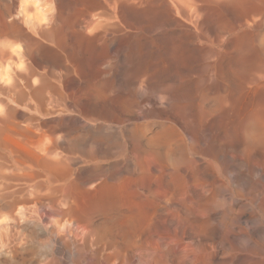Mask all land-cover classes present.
Returning a JSON list of instances; mask_svg holds the SVG:
<instances>
[{"label":"bare ground","instance_id":"1","mask_svg":"<svg viewBox=\"0 0 264 264\" xmlns=\"http://www.w3.org/2000/svg\"><path fill=\"white\" fill-rule=\"evenodd\" d=\"M19 1L22 7L27 5L29 8L30 4H34L27 0ZM49 1H46L48 6L55 5L56 8L58 1L54 5L52 3L56 0ZM64 1H72L74 7L77 4L74 0ZM34 2L42 4L41 0ZM44 5L41 8L38 6L37 11L34 6L33 11L30 8L33 15L37 12L34 16L30 15V11L27 14V7L26 15L24 9H20L25 15L20 18L26 27L18 25L13 28L12 24L10 29L7 26L11 32L7 28L8 32L5 30L4 34L11 33V45L0 29V37H6L0 41V68L4 65L10 67L6 85L11 90V101L24 109L11 104V108L8 107L11 109V127L7 126L11 129L10 136L15 140L21 136L19 140L24 142L14 141L9 136L10 140L22 146L24 143V148H19V144L15 147L12 143H4L3 139L0 142V249L15 255L25 243L17 241V237L14 238L16 235L11 234V239L4 235L14 228L21 229L23 233L25 226L33 225L31 227H40L47 234L43 236L52 238V249L55 248L56 254L61 256L53 255L40 264H200V253H163L164 250L159 253V248L163 246H160L161 240L157 239L160 243L142 242L145 239H140L141 235L146 233L148 237L151 225L159 224L162 227L158 225L160 230L153 227L160 238L167 236L181 241L188 228H210L211 231L207 230L216 240L226 238V241L230 237L242 240L246 237L253 244L259 243L258 247L254 244L256 249L249 251L264 253V229L255 233L253 228L264 224V0H88L81 2L83 7L78 8L80 12L75 8L79 14L77 19L73 16L76 12L73 13L68 4L65 10L68 12L70 9L75 19L74 29L71 27L75 31L69 28L70 34L92 35L95 38L90 40L102 41L104 45L100 47L97 42V46L105 55L102 58L105 63L127 59L129 64L134 63L132 69L128 66L131 73L125 79L136 85L134 87L140 85L136 88L139 92L136 89L134 92L145 99V103L147 100L150 102V105L143 106L136 98L140 102H137L139 107L135 105L136 101L132 102L137 111L140 108V114H135L136 108L130 106L129 110H124L123 106L118 109V105V108L115 106L117 109H111L97 105L95 100L94 103L89 101L92 104L87 102L83 112L75 114V92L81 88V83H85L86 77L79 74L84 81L76 80V68L81 63L77 62L79 65L75 67L72 52H69L71 45H66L69 33L62 31L61 24L65 14L61 12L59 15V10L57 12L54 8L58 13L55 14L50 6V9L46 6L49 13L41 14ZM16 11H13L14 14ZM1 13L2 17L6 15ZM20 14L14 16L16 21L22 20L19 19ZM5 23H2L4 28ZM73 37L70 39L73 40ZM17 41L25 43L24 50H21L23 43L18 45L20 49L14 48ZM34 46L48 49L52 64H47L50 66L44 68L42 61L38 60L40 58L36 59L32 51ZM149 62L150 65H147ZM195 76L201 78V84ZM145 82H148L149 88ZM131 84L130 87L133 86ZM199 87H202L200 96V92L197 93ZM132 90L131 87L130 92ZM85 100H82L83 103L88 101ZM7 103L4 105L7 106ZM63 113L68 115L62 116ZM38 115L50 119L42 120ZM203 125L210 128L218 125L227 133L225 138L228 139L223 143L217 142L220 139L217 138L216 142L209 143L200 130ZM105 130L113 137L117 136L113 148L104 145L108 140L97 142L98 137L96 140L92 137L93 133ZM102 134L101 137L107 138L106 133ZM237 145L242 146L241 151L246 156L239 155L241 157L235 159L231 150H235ZM123 172L158 175L160 188L146 193L150 207L139 206L137 200L135 204L123 202L126 199L123 192L106 187L108 178L110 180ZM132 183L125 185L129 188ZM73 186L80 188V199L71 195L70 188ZM83 197L94 202L93 205L85 208L84 200V207H81L78 202ZM28 233L30 235L29 230ZM172 240H169L170 244ZM31 242L28 244L34 241ZM230 252L226 258L228 262L236 255ZM35 254L31 257H36ZM211 255V264H224L222 261L225 259L218 258V253ZM43 257L40 259L37 256L40 260Z\"/></svg>","mask_w":264,"mask_h":264},{"label":"rangeland","instance_id":"2","mask_svg":"<svg viewBox=\"0 0 264 264\" xmlns=\"http://www.w3.org/2000/svg\"><path fill=\"white\" fill-rule=\"evenodd\" d=\"M15 1H16V3H15ZM0 0V13L1 12H3L4 14H6L5 16L3 15V17H2V13H1V17H0V29L1 30H3L2 31V33H3V35H5L4 33H6V29L9 27L10 29H11V25H12V27L14 26H18V25H22V26H24V27H26L25 26V24L23 23L24 21H23V19L22 18H20V17H22V16H25L26 15V13L27 14H29V11H30V15H33V13L34 12H31V10L33 11V7L32 6H34V9L37 11V7L38 6H40V7H38V8H41V7H43V6H41L42 4L44 5V3H45V5H44V8H42V12H41V14H46V13H49L48 11H49V6H48V4H47V0L46 1H44V3H43V1L41 0V5H38L37 3V5L35 4V2H34V0H25L26 2H28V3H34L33 5L32 4H30L29 6H31V7H27V5L25 6V4H24V6L25 7H22V2L21 1H19V0ZM22 1H24V0H22ZM30 1H32V2H30ZM57 1H58V4H57ZM78 0H74V2H75V4L77 3H80L81 4V2L83 3V2H87L88 0H81V1H79V2H77ZM14 2V3H13ZM20 2H21V4H20ZM50 3H52V1L50 0L49 1ZM55 2H56V4L58 5V7L61 5L60 3L62 2V7H61V9H59V8H57V5H56V8H55ZM60 2V3H59ZM12 3V4H11ZM18 3V4H17ZM68 3V2H67ZM67 3H65V1L64 0H56V1H54L52 4L54 5V7L53 6H50L51 8L53 7V12L55 13L56 12V10L58 9L59 10V15L61 14V12H62V15L63 14H65V15H63V19H62V21H61V24H62V31L64 32H67V33H69L70 31H68L69 30V28L70 29H72L74 26H72L74 23H75V19H77V17L76 16H79V14H77L78 12H80V10L81 9H78V8H80V7H83V5H80V4H78L79 5V7H78V5H77V7H76V5H75V7L73 6L74 4H73V2L71 1V2H69L68 4L70 5V9L73 11V13H75V15H73V13H72V11L71 12H69V10L70 9H68V12L66 11L67 9L66 8H68V4ZM12 6H11V5ZM15 4V9L17 10H14V7H13V5ZM47 4V5H46ZM63 4H64V6H63ZM17 5V6H16ZM21 5V6H20ZM35 5H36V7H35ZM19 6H20V8H19ZM46 6H48L47 8H49L48 10H46L47 8H46ZM29 9L27 12H26V9L27 8ZM19 8V9H18ZM24 9V13H25V15L23 14V12L21 13V10L22 9ZM26 8V9H25ZM30 8H31V10H30ZM54 8L56 9V10H54ZM72 8H74V9H72ZM77 9V11H76V9ZM13 9V10H12ZM21 9V10H20ZM66 9V10H65ZM38 10H40V9H38ZM44 10V11H43ZM58 10H57V12H58ZM61 10V11H60ZM62 10H64V11H66L65 13H64V11H62ZM16 11V13H18L17 15H19L20 13V16H19V19H22V20H17L16 21V19L17 18H15L14 16H17L16 15V13L14 14V12ZM18 11H20V12H18ZM23 11V10H22ZM41 11V10H40ZM40 11H38V16H40ZM11 12H13L12 14H11ZM55 13V14H58V13ZM8 14V15H7ZM23 14V15H22ZM13 17H12V16ZM29 15V16H30ZM34 15H37V12H36V14H34ZM33 15V16H34ZM67 15H69V17H66ZM75 16L76 18L74 19L73 18V16ZM9 16V17H8ZM72 16V17H71ZM5 17V18H4ZM18 17V16H17ZM1 18H3L4 20H5V22H4V20H1ZM12 18V19H11ZM67 18V19H66ZM73 18V19H72ZM8 21H7V20ZM11 19V20H10ZM3 21V22H2ZM10 21H11V24H10ZM15 21L18 23V24H16L15 23ZM22 21V22H21ZM67 21H69V22H67ZM21 22V23H20ZM2 23H5L6 25H5V28L3 27V24ZM23 23V24H22ZM65 23L67 24V25H65ZM68 23L71 25H68ZM8 24V25H7ZM16 24V25H15ZM2 25V26H1ZM8 26V27H7ZM2 27V28H1ZM13 27V28H14ZM72 27V28H71ZM4 28V29H3ZM8 28V29H9ZM66 28V29H65ZM68 28V29H67ZM9 29V31L11 32V30ZM74 29V28H73ZM72 29V31H75V30H73ZM0 30V31H1ZM6 30V31H5ZM67 30V31H66ZM8 32V31H7ZM8 33V34H6L5 36L7 37H4V36H1L2 37V39H1V37H0V41H2L3 39H5V40H9L10 39V35H11V33ZM64 32V33H65ZM8 35H9V37H8ZM67 35V34H66ZM68 35H70V36H68ZM67 35V44L66 45H68L69 47H70V45H71V47H70V50H69V52L71 53L72 52V55H73V58H72V61H73V64L75 65V67L76 66H78L80 63V65L76 68V70H77V75H76V80L78 81V78H79V80L81 81V82H83L84 81V79H85V83L83 82V84L81 83V88L79 89V90H77L76 92H75V99H74V101H75V114H80V112H83V108H85V105L87 106L88 105V103H90L89 101H93L92 103H94V100L96 101L95 103L97 104V105H101V106H106V107H108V108H111V109H113V108H115V109H117L118 108V106H119V108L118 109H121L122 108V106H123V109L124 110H129V108H128V106H130V108H136V106L137 107H139L138 105V103H142L143 104V106L144 105H150V102H149V100H147L146 101V103L143 101V100H145V99H141V97H139L140 95L138 94V93H136V92H139V90L137 91V87H139L140 85H138V83H137V87H134V86H136V85H133V84H131L130 82H127L126 81V79L125 78H128V76L130 75V73H131V69H132V64H134L133 62H131L130 64H129V62H130V60H128L127 59V61L126 60H121V61H115V60H112V62H104V59H102L105 55L103 54V52H101V46L102 45H104V44H102L101 42L102 41H99V40H90V38H93L92 37V35L89 37H87V35H80V34H78L77 32L75 33H72L71 32V34L69 33ZM75 35H77V37H75ZM72 36H74L75 38H76V40L74 39V37H73V40H71L72 38ZM85 37L84 39H83V37ZM79 37H80V40H79ZM12 38V37H11ZM71 38V39H70ZM89 38V40H87ZM95 38V37H94ZM93 38V39H94ZM77 39H78V42H76L77 41ZM10 40H13V39H10ZM9 40V41H10ZM75 42V45L77 46V47H75V45L73 44V42ZM82 41V42H81ZM85 41V42H84ZM87 41V42H86ZM90 41H96V43L94 42V44H92L93 42H90ZM18 43L17 44H15L14 45V48H16V49H18L19 48V46L18 45H21L23 42H19V41H17ZM99 43V45H98V43ZM20 43V44H19ZM69 43H71V44H69ZM81 44L82 43V45L80 46V45H78V44ZM10 45H11V41H10V43H9ZM25 43H23V45H24ZM84 44V45H83ZM87 44H91L90 46L88 45L87 46ZM115 44H118V42H115ZM22 45V46H23ZM98 45V46H100V47H96V46ZM16 46V47H15ZM18 46V47H17ZM21 46V48H23V49H21V50H24L25 49V45L22 47ZM87 48H86V47ZM77 48V49H75V48ZM81 47H83L84 48V50H83V48H80ZM93 47V48H92ZM34 48V50H32L33 51V54H34V56L36 57V59H38V58H40V59H38V60H41L42 61V63L44 64V65H42L44 68L45 67H48V66H50L51 64H50V62H52V60L50 61L49 59H51V55H50V53L48 52V49L46 48V47H37V46H34L33 47ZM32 48V49H33ZM46 48V49H45ZM71 48H73V49H71ZM89 48H91V49H89ZM20 49V48H19ZM42 49H45V50H42ZM92 49H93V51H92ZM74 50H76V52L74 51ZM89 52H88V51ZM41 51H43V52H41ZM82 51V52H81ZM86 52V54H85V52ZM36 52V53H35ZM38 52H40V53H42L41 55H38V54H40V53H38ZM48 53V54H46V53ZM92 52V53H91ZM99 53V54H98ZM45 57H44V56ZM43 56V57H42ZM49 56V57H48ZM102 56V57H101ZM46 58V59H45ZM75 58V61L73 60ZM77 59V60H76ZM101 59H102V61H101ZM83 61V62H81V61ZM11 61V60H10ZM47 61H49V62H47ZM97 61L98 62H100V64H102V65H100L99 63H97ZM79 64H78V63ZM102 62V63H101ZM128 64H127V63ZM47 63H49L50 65H48ZM108 63V64H107ZM150 63L151 62H149V64H147V65H150ZM46 64V65H45ZM78 64V65H77ZM107 64V65H106ZM97 65H98V67L100 66V68H98L97 67ZM110 65H112V66H109ZM130 65V67H131V69H130V67H128ZM6 65H4V66H1V67H3V68H0V70L1 69H3L2 70V72H3V75H2V77L0 78V82H2V84L0 83V89L1 88H6L5 90H0V98H1V104H0V107H4V108H2L0 111H2L3 110V114H6V115H2V113L0 114L1 116H0V120H1V117H3V121L5 120V123H3V121H0V122H2V125H0V129L1 130H4V131H0V142H3V140H4V143H12V144H14L13 146H17L18 144L20 145V146H18L19 148H21V146H22V144H20V143H22V142H24V140L23 139H21V141L19 140V138H21V136H17L16 137V134H14L15 136L14 137H16V140H15V138H13L12 136H10V134H8V133H11V129L9 128V127H11V120H9V118H11V111H9V110H11V109H9V108H11V104L13 105V107H17V108H19L20 107V109L22 110L23 109V106L21 107V106H18L16 103H14L13 101H11L12 100V98H11V90L10 89H8V87H7V85H6V82L9 80L7 77H9L8 75L11 73L9 70H10V67H8V66H6ZM102 67H104V68H102ZM107 67V68H106ZM109 67V68H108ZM4 68H7V69H5V71H4ZM80 68V69H79ZM96 68V69H95ZM118 68V69H117ZM128 68H129V70H128ZM98 69H100V71L99 72H97V70ZM104 71V73H103V71ZM108 69V71H105V70H107ZM130 71V72H129ZM10 72V73H9ZM81 72V73H80ZM84 74H83V73ZM102 72V73H101ZM106 72V73H105ZM127 72V73H126ZM100 73V74H99ZM110 73V74H109ZM79 74H81L83 77L85 76L86 78H87V80H86V78H84L83 79V77L81 76V75H79ZM105 74H107V75H105ZM109 74V75H108ZM124 74L126 75V77H123L124 76ZM5 75V76H4ZM97 77H96V76ZM105 75V76H104ZM121 75V76H120ZM81 76V77H80ZM94 77V78H93ZM100 77H102V78H100ZM116 77H117V79H116ZM121 77H123V78H121ZM196 77V79H197V81H198V83L199 84H201V81H200V77L199 78H197L198 76H195ZM8 79V80H6L5 82L4 81H2V79ZM3 79V80H4ZM82 79V80H81ZM123 79H125V80H123ZM199 79V80H198ZM123 80V81H122ZM9 82V81H8ZM149 82V81H148ZM148 82H145L146 83V85L148 86V88H149V85H148ZM127 83V84H126ZM4 84H5V87H4ZM10 84H11V80H10ZM89 86V88L91 89H86L87 87V85ZM92 85V86H90V85ZM98 84V85H97ZM129 84H131V85H133V86H131L132 87V91L130 92V90H131V87H130V85ZM141 84V83H140ZM2 85H3V87H2ZM147 86H145L144 85V87H146L147 88ZM93 87V88H92ZM94 87H97V88H94ZM128 87H130V88H128ZM137 88V89H136ZM85 91H84V90ZM98 89H99V92H101V93H99L98 92ZM135 89H136V92H134L135 91ZM6 90H8V91H6ZM83 90V91H82ZM87 90V91H86ZM129 90V91H128ZM149 91V90H148ZM6 92V93H5ZM84 92V93H83ZM132 92H134L133 94H132ZM198 92H200V94L198 93ZM3 93V96L1 95ZM82 93H83V95H82ZM87 94V96H86V94ZM98 93H99V95H101L100 97H99V95H98ZM130 93V94H129ZM197 93H198V95L200 96V95H202V87L200 88H198V90H197ZM7 94V95H6ZM9 94V95H8ZM85 94V95H84ZM126 94H128V96L126 97ZM136 94V95H135ZM7 97H5V96ZM96 95H97V97H96ZM103 95V96H102ZM107 96L106 97V99H104L105 98V96ZM129 95H130V97L131 98H129ZM138 95V96H137ZM2 96V97H1ZM79 96V97H78ZM81 96V97H80ZM113 96V98H111ZM9 97H10V99H9ZM78 97V98H77ZM101 97H102V99L103 100H105V101H101ZM79 98H81V99H79ZM85 98H86V100H88V101H86L85 100ZM133 98H135L134 99V101L132 100ZM140 101V102H138V100ZM96 99H99L98 101L96 100ZM111 99V100H110ZM124 99V100H123ZM7 103V101H10V103L7 105V106H5L6 105V103H4V101ZM79 100H80V102H79ZM85 100L86 101V103L84 104L83 103V101ZM122 100L124 101V102H122ZM127 100V101H126ZM143 102H142V101ZM78 101V102H77ZM123 103H121V102ZM131 101V102H130ZM135 101H136V103H135ZM3 102V103H2ZM13 102V103H12ZM115 102V103H114ZM116 102H119V104L118 103H116ZM128 102V103H127ZM130 102V103H129ZM132 102H134L135 103V105L134 104H132ZM148 102V103H147ZM79 103H81V104H79ZM92 103H90V104H92ZM5 104V105H4ZM15 104L17 105V106H15ZM82 104H83V106H82ZM111 104V105H110ZM121 104V105H120ZM125 104H126V108L124 107L125 106ZM129 104V105H128ZM3 105V106H2ZM77 105H78V108H77ZM118 105V106H117ZM131 105H132V107H131ZM10 106V107H9ZM110 106V107H109ZM115 106H117V108L115 107ZM120 106H121V108H120ZM134 106V107H133ZM9 107V108H8ZM82 107V108H81ZM113 107V108H112ZM7 108V112H4L5 111V109ZM81 108V109H80ZM80 111H79V110ZM139 109L140 108H138V111H137V108L135 109L136 110V112H135V114L136 113H138V114H140V111H139ZM24 110V109H23ZM78 110V113H76V111ZM8 115V117H5V116H7ZM65 115H68L67 113H65ZM64 115V113L62 114V116H65ZM39 119H42L43 120V118H44V120H46L47 119V121H48V119H50V118H47L46 116H44V117H42V116H40V115H38L37 116ZM5 118V119H4ZM6 119L9 121H7V123H9V124H7L6 123ZM107 122V121H106ZM1 124V123H0ZM3 124H7L6 125V128H7V126H9L8 128L10 129H6L5 130V125H3ZM122 124V123H121ZM2 127H4V128H2ZM202 127H204V128H202ZM202 127H200V130H201V132H204L203 134H204V137L205 138H207L206 140L209 142V143H211L213 140V142H216L219 138V140L217 141V142H223L224 143V141H225V136H228L227 135V133H225V131H222V130H224V129H221L218 125L217 126H213V127H207L206 125H203ZM205 127H206V129H205ZM203 130H202V129ZM213 129H214V131H213ZM9 130V131H8ZM5 131H7V132H5ZM220 131H221V133L222 134H224V135H222L221 133H220ZM3 132L6 134V135H8V136H6L5 134H3ZM1 133H2V135H1ZM102 133H106L105 135L107 136V138H103V137H105L103 134H102V136L103 137H101V134ZM219 133V134H218ZM99 135V136H96V135ZM220 135V136H218V135ZM226 134V135H225ZM11 135H13V133L11 134ZM93 136V138L96 140V138L98 137V140H96L97 142L100 140V141H103L104 142V140L106 139V140H108V141H106V143L104 142V145H109V147H111V148H113L114 147V142L116 141V137L114 136L113 137V135H111V134H109L108 133V131H106L105 130V132L104 131H102V132H98V134L97 133H93L92 134ZM217 135V136H216ZM12 137L13 138V140L14 141H17V140H19V142L20 143H18V144H16V142H13V140H10V137ZM4 137H6V138H4ZM8 137V138H7ZM109 137H111V138H109ZM100 138H102L103 140H101ZM109 138V139H108ZM218 138V139H217ZM3 139V140H2ZM111 139V141L113 142H109V140ZM217 139V140H216ZM227 139H228V137H227ZM226 139V140H227ZM8 140H9V142H8ZM224 140V141H223ZM12 141V142H11ZM102 142V143H103ZM101 142H99V144H100ZM109 143H111V144H109ZM223 143H220V144H223ZM9 145H11V144H9ZM101 145V144H100ZM103 145V144H102ZM112 145V146H111ZM226 145H223L222 147H225ZM237 148L235 149V150H231L232 152H233V154H234V156H235V159H237L238 158V156L239 155H241V156H246V155H244L243 154V152L241 151L242 150V146L240 145H237L236 146ZM22 148H24V143H23V146H22ZM226 149V148H225ZM230 150V149H229ZM231 151L229 152V153H231ZM235 151V152H234ZM241 156H239V157H241ZM134 162V168L136 169V168H138L135 164H136V161L134 160L133 161ZM237 162V161H236ZM136 166V167H135ZM126 174V175H125ZM155 174V175H154ZM154 174H152V176L151 175H148V174H143V175H141V174H128V173H126V172H123V174L121 173V174H119V175H117V176H115V177H113V178H110V180H109V178L107 179V181H106V187L108 188V189H110V190H115V189H117L116 191H119V192H123L124 193V197L126 198V199H123L124 201L123 202H126V203H132L133 202V204H135V202L134 201H138V202H136V203H138V205L140 206H143V207H145V208H147V207H150V200L148 199V197H147V195H146V193L148 194V192H149V190L150 191H157L160 187V185H161V182H159L160 181V179H159V177H158V175H156V173H154ZM121 175L123 176V178H121ZM131 175V176H130ZM132 175L134 176V178L132 177ZM143 177H141V176ZM147 175V176H146ZM120 176V177H119ZM126 176V177H125ZM127 176H130V178L132 177V179H130L129 177H128V179L129 180H127ZM139 176V177H138ZM145 176H146V178H145ZM116 177H118V179H116ZM137 177V178H136ZM148 177V178H147ZM157 178V179H156ZM123 179V180H122ZM126 179V180H125ZM134 179H137L136 181H134ZM156 179V180H155ZM159 179V180H158ZM121 180H122V182H121ZM131 180H132V182H131ZM111 182V184H110V182ZM112 181H113V184L114 183H117V184H119V182H120V184L119 185H117V184H112ZM118 181V182H117ZM130 181V182H129ZM139 181H140V183H139ZM158 181V182H157ZM137 182V183H136ZM102 183V182H101ZM101 183H98V185L100 186L101 185ZM109 183V184H108ZM124 183V186L122 185V184ZM127 183V185H129V183H132L133 185H131L130 184V186H129V188H128V186L127 185H125ZM134 183H135V185H134ZM142 183H143V186H142ZM159 183V184H158ZM138 184H139V186H138ZM158 184V185H157ZM98 185H96L95 187H98ZM107 185H109V186H107ZM112 185H113V187H112ZM117 185V187H115ZM135 187V189L136 190H134V187ZM141 186V187H140ZM73 187H75V188H73ZM73 187H71L70 188V192H72V196L73 197H76L77 199H80V197H81V193L79 192L80 191V188H76V186H73ZM87 188H91V186H86ZM85 187V188H86ZM112 189H111V188ZM123 187V188H122ZM124 187H126V188H124ZM131 187V188H130ZM144 187V188H143ZM156 187H158V189L156 188ZM122 188V189H121ZM127 188H128V191H130V192H126V190H127ZM133 188V189H132ZM141 190H140V189ZM147 188H149V189H147ZM79 190V191H78ZM123 190V191H122ZM133 190L136 192H133ZM146 190V191H145ZM138 191V192H137ZM145 191V192H144ZM75 192L77 193V194H75ZM142 192H143V194H142ZM127 193V194H126ZM128 193H131V194H133V195H135L136 196V198H135V196L133 197V195H131V194H128ZM138 193H140V194H138ZM74 194V195H73ZM77 195H78V197H77ZM125 195H127V196H125ZM128 195H130V197L128 196ZM138 195V196H137ZM143 198H142V197ZM139 197V198H138ZM127 198H129V199H131V200H129V199H127ZM134 198H135V200H134ZM88 198H81V200L82 201H80L79 200V202H78V204H80L81 205V207H84V205L86 206L85 208H87L88 206L90 207L91 205H93V203H91L90 201V199H88ZM132 199H133V201H132ZM84 200H85V202H84ZM88 202H87V201ZM126 200V201H125ZM145 200V201H144ZM129 201V202H128ZM131 201V202H130ZM85 203V204H84ZM89 203H91V204H89ZM142 203V204H141ZM147 203V204H146ZM84 204V205H83ZM87 204V205H86ZM98 204V203H97ZM100 204V203H99ZM98 204V205H99ZM143 204H145V205H143ZM83 205V206H82ZM96 205V204H95ZM248 209V208H247ZM249 210V209H248ZM246 217H248V215H246ZM245 216L243 217V218H246ZM159 225V224H158ZM158 225H156L155 226V224H152L151 225V227H155L157 230L159 229L160 230V228H162L161 227V225H159L160 226V228H159V226ZM221 226H222V224H220ZM28 226V227H27ZM27 226H25V229H26V231H27V233H26V236H25V232L26 231H23V230H25V229H22V231H23V233L21 232V229H20V231H18L19 229H17V228H14V229H12V230H8V233L6 234V235H4V236H7L8 238H10L11 236H13V235H16V236H14V238L16 239V237H17V241H23V243H25V245L23 246V247H20L18 250H19V252H18V250H17V252H16V254L14 255V252H11V251H4L3 249H0V263L1 264H40V263H45L46 261H48L49 259H51L52 258V256L53 255H55V256H57V257H61V256H58L57 254H56V250H55V248L54 249H52L53 248V246H52V244H54L53 243V240H52V238H50V236L48 235V236H43V235H47L46 233L44 234V232L42 231V229L40 228V227H37V226H34V227H36V228H34V227H31V226H33V225H27ZM221 226H219L218 227V225H217V228H219V229H222V227ZM150 227V232L148 231L147 233L149 234L148 235V237H147V235H146V233L145 234H142L141 235V238L140 239H145V240H142V242L143 241H146V243L147 242H151V243H155L156 241L157 242H159L158 240H161L159 243H160V246L161 245H163V246H161L159 249H161V250H158V252L159 253H162V252H160V251H163V253L164 252H166V253H200V256L202 257H200V259H199V263L201 264H205L206 262H207V264H211V260H213V258H212V253H218V258H221L222 260L223 259H225V260H221L224 264L226 263V264H232V262H233V264H264V253H260V252H258L257 251V253L256 252H251V251H249V250H253V249H256L257 247H258V244L256 245V243L254 242V244L257 246H255L253 243H251L250 241L251 240H249L248 238L247 239H245L246 237H243L242 238V240H239V239H237V238H234V237H230V238H233L232 239V242H231V240H230V238L229 239H227L226 241L224 240V239H226V238H223V241L222 240H220V239H215L214 238V236L212 235V232L210 233L208 230H212V229H210V228H202V227H196V230H195V227L194 228H188L189 230H187L186 232V234H185V236H184V238H183V240H174V238H173V240H174V242H173V240H172V238H170L172 241V243L170 244V239H169V237H167V236H165L164 238H160L159 236H158V232H157V230L156 229H154V227L153 228H151ZM158 227V228H157ZM224 227V226H223ZM31 228V229H30ZM33 228V229H32ZM200 230H199V229ZM231 228V227H230ZM254 230H255V233H257V232H259L260 231V229H264V224H257V225H255L254 227ZM15 229H17V231H15ZM40 230V231H38V230ZM154 229V230H153ZM192 229H194V231L192 230ZM198 229V230H197ZM205 229H206V231H205ZM208 229V230H207ZM14 230V231H13ZM28 230H29V232H30V235H29V233H28ZM30 230H33V231H36V232H32L31 233V231ZM258 230V231H257ZM12 231V233H10ZM152 231H153V233H152ZM191 231H193V233L191 232ZM197 231V232H196ZM201 231V233H200V235L198 234L199 232ZM209 233H208V232ZM15 232H18V234L17 233H15ZM19 232H21V233H19ZM41 232V233H40ZM157 232V233H156ZM9 233H10V235H9ZM33 233H35V234H33ZM154 233H155V235H154ZM193 235H192V234ZM194 233H196V234H194ZM205 233H206V235L207 236H205ZM11 234H13V235H11ZM31 234H33V235H31ZM198 234V235H197ZM20 235H23V236H20ZM146 235V236H145ZM10 236V237H9ZM25 236V237H24ZM30 237V238H28V237ZM40 237V239H38V237ZM152 236V237H151ZM153 236H155L154 238H156V239H154L153 238ZM158 236V237H157ZM212 236H213V238H212ZM23 237V238H22ZM34 238V239H32V238ZM143 237V238H142ZM147 237V238H146ZM149 237H151V238H149ZM168 238V240H167V238ZM171 237V236H170ZM6 238V237H5ZM12 238V237H11ZM10 238V239H11ZM27 238V239H26ZM37 238V239H36ZM47 238L50 240L49 242H48V240H47ZM155 240H153V239ZM160 238V239H159ZM19 239V240H18ZM30 239H31V241L33 242H31L30 241ZM151 239V240H150ZM158 239V240H157ZM214 239H215V241H214ZM222 239V238H221ZM15 240V241H16ZM27 240L29 241V242H31L32 244H28L29 242H27ZM46 240H47V242H46ZM148 240V241H147ZM150 240V241H149ZM152 240L154 241V242H152ZM163 240H166V241H168L167 242V246L168 247H172V248H169L168 249V247L166 246V248L164 247L165 246V244H166V241H165V244H164V242H163ZM215 242V243H213V241ZM177 241H179V242H176ZM183 241V242H182ZM220 241V242H219ZM228 241V243L230 244H228V243H226ZM247 241V242H246ZM249 241V242H248ZM235 242V243H234ZM237 242H238V244H237ZM242 242H243V244H242ZM253 242V241H252ZM47 243H49V244H51L50 246L49 245H47ZM216 243H218L217 245H216ZM248 243V244H247ZM250 243H251V245H250ZM37 244V245H36ZM173 244V245H172ZM239 244H241L240 245V247L239 246H237V245H239ZM187 245H189V246H187ZM214 245V246H213ZM216 245V246H215ZM37 246V247H36ZM185 246V247H184ZM248 246V247H247ZM218 247V248H217ZM220 247H221V249H220ZM243 247H244V249H243ZM254 247V248H253ZM256 247V248H255ZM36 248V249H35ZM42 248V249H41ZM48 248H50L51 249V251H50V249H49V251H48ZM165 248V249H164ZM185 248H188V252L186 251V249ZM23 250L22 251V254H21V250ZM25 249V250H24ZM32 249V250H31ZM38 249V250H37ZM153 249V248H152ZM151 249V250H152ZM215 249H218V250H215ZM37 250V251H36ZM41 250V251H40ZM43 250V251H42ZM232 250L234 251V253H232ZM4 251V252H3ZM28 251V252H27ZM168 251V252H167ZM214 251V252H213ZM216 251V252H215ZM217 251H219V252H217ZM231 251V252H230ZM238 251V253H235V252H237ZM242 251V252H241ZM244 251V252H243ZM3 252V253H2ZM5 252H6V254H5ZM7 252H9V253H7ZM31 252V253H30ZM35 254L36 252H37V254H35L36 255V257L34 256V258L33 257H31V256H33L34 254ZM45 252V253H44ZM229 252L230 253H232L233 255H235V257L233 256V258H234V260H233V258L228 262L227 261V257H228V254H229ZM239 252H241V253H239ZM48 253V254H47ZM58 253V252H57ZM73 253H75V251H73ZM76 253H78V252H76ZM202 253V254H201ZM205 255H204V254ZM207 253H208V255H207ZM220 253V254H219ZM222 253H223V257H221V255H222ZM259 253V254H258ZM9 255V256H11V258H9V256H5V255ZM18 254V255H17ZM21 254V255H20ZM256 254V255H255ZM208 256V258H207V256ZM219 255H220V257H219ZM13 256V257H12ZM30 256V257H29ZM37 256H38V258H40L41 259V257L42 256H44L43 258H42V260H40V259H38L37 258ZM226 256V257H225ZM5 257H7V258H5ZM25 257V258H24ZM51 257V258H50ZM212 259H211V258ZM225 257V258H224ZM16 258H18V259H16ZM28 258V259H27ZM31 258V259H30ZM48 258V259H47ZM77 258V255L76 256H74V259H76ZM206 258H207V260H206ZM2 259V260H1ZM4 259V260H3ZM20 259V260H19ZM35 259V260H34ZM46 259V260H45ZM206 260L205 262H202V261H204V260ZM209 259H211V260H209ZM29 262H28V261ZM32 260V261H31ZM208 260H209V262H208ZM10 261H12V262H10ZM34 261V262H33ZM37 263H36V262ZM43 261V262H42ZM226 261V262H225ZM7 262V263H6ZM10 262V263H9ZM28 262V263H27ZM33 262V263H32Z\"/></svg>","mask_w":264,"mask_h":264}]
</instances>
